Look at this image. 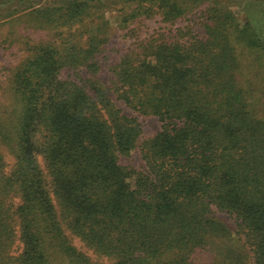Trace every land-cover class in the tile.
Here are the masks:
<instances>
[{
	"label": "trees",
	"instance_id": "obj_1",
	"mask_svg": "<svg viewBox=\"0 0 264 264\" xmlns=\"http://www.w3.org/2000/svg\"><path fill=\"white\" fill-rule=\"evenodd\" d=\"M116 4L171 27L115 44L105 83L62 77L98 71ZM16 21L57 39L29 44L0 100V264H264V0H0ZM117 101L161 129L139 144Z\"/></svg>",
	"mask_w": 264,
	"mask_h": 264
},
{
	"label": "rangeland",
	"instance_id": "obj_2",
	"mask_svg": "<svg viewBox=\"0 0 264 264\" xmlns=\"http://www.w3.org/2000/svg\"><path fill=\"white\" fill-rule=\"evenodd\" d=\"M206 6V3L202 4L193 14L178 20L174 24V27L194 24L200 28L202 21H204L203 11ZM121 7V4H116L104 11L103 20H101L99 26L95 28V31L100 29L102 31H107L109 34L108 36H110V41L104 47L107 51L104 55L101 54L98 56L100 65L98 71L92 73V71L86 66H80L77 69L65 68L62 71V77L72 78L82 83L91 78H98L102 83H105L108 81L109 76L105 55L112 56L115 44L128 46L141 39L149 38L160 32L168 31L169 27H171V24L165 22L160 15L153 17L140 16L125 22L122 13H120ZM235 8L237 14L241 15L240 9L238 7ZM16 22L17 23L6 22L0 27V100L8 105L13 103V96L10 93V79L13 70L29 54V44L32 42L57 39L53 31L25 27V23ZM117 103L125 113L136 115L142 123L143 133L139 144L143 137L152 136L161 129L162 122L157 116L149 114L143 115L139 112H135L122 101H117ZM4 152L10 167L13 166L15 162L14 156L7 149H4ZM122 162L135 167H140L143 164V158L139 147L134 149L130 155L123 156ZM216 215L224 220L232 229L236 228V221L229 214L217 211ZM74 243L79 249L90 255L94 261L97 260L98 257L96 254L88 249L80 239L75 238ZM98 260L106 261V258H98Z\"/></svg>",
	"mask_w": 264,
	"mask_h": 264
}]
</instances>
